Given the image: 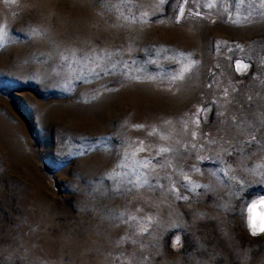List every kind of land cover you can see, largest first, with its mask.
<instances>
[{"label":"rangeland","instance_id":"374dc122","mask_svg":"<svg viewBox=\"0 0 264 264\" xmlns=\"http://www.w3.org/2000/svg\"><path fill=\"white\" fill-rule=\"evenodd\" d=\"M0 30V264H264L259 0H0Z\"/></svg>","mask_w":264,"mask_h":264},{"label":"snow or ice","instance_id":"6c2138e0","mask_svg":"<svg viewBox=\"0 0 264 264\" xmlns=\"http://www.w3.org/2000/svg\"><path fill=\"white\" fill-rule=\"evenodd\" d=\"M13 2H14V0H13ZM161 2L163 3L164 0H161ZM187 2H188V0H183V3H187ZM239 2L241 4H243L245 2V0H239ZM259 3L261 5V7H264V0H259ZM212 6H213L212 4H209V7H212ZM180 14L181 15L183 14V9L182 8L180 9ZM244 19L247 20L248 17L246 16V17H244ZM2 42H3V30H0V44H2ZM185 71H187V69H185ZM173 79H175V77ZM225 95H227V92L225 93ZM193 135H195V133H193ZM252 140H255V136L252 137ZM148 163H151V161H146L142 166L146 167ZM249 227H250L253 235H256V234H258L260 232H264V224H261L258 227L255 224V222L250 221L249 222Z\"/></svg>","mask_w":264,"mask_h":264},{"label":"bare ground","instance_id":"6f19581e","mask_svg":"<svg viewBox=\"0 0 264 264\" xmlns=\"http://www.w3.org/2000/svg\"><path fill=\"white\" fill-rule=\"evenodd\" d=\"M252 218L251 221L259 227L264 224V202L258 203L252 207Z\"/></svg>","mask_w":264,"mask_h":264}]
</instances>
